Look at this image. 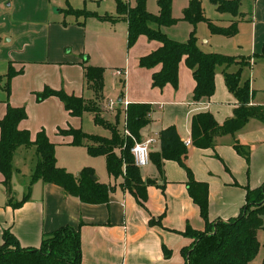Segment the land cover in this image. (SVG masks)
<instances>
[{
	"label": "crops",
	"instance_id": "obj_1",
	"mask_svg": "<svg viewBox=\"0 0 264 264\" xmlns=\"http://www.w3.org/2000/svg\"><path fill=\"white\" fill-rule=\"evenodd\" d=\"M107 5L106 0H0V122L6 116L8 104L24 108L27 119L19 124V129L29 131L32 141L44 131L56 145L57 165L73 175L77 174L75 166H93L86 163L89 158H103L105 163L106 159L90 156L85 146H72L73 138L61 135L59 130L73 128L104 137L98 135L96 128H90L92 124L101 126L96 125L94 113L75 117L58 98L38 102L37 94L48 87L95 100V92L88 87L85 76L87 66L105 69L103 97L98 106L105 120H118L119 124L123 120V127L118 125L121 134L126 129L125 102L151 106L150 123L141 130L140 141L136 142L155 138L151 153L160 151L163 130L175 127L185 144L192 141L196 115L211 113L223 125L235 116L239 106L225 83L224 67L217 68L215 94L196 102V82L185 60L179 66L177 87H154L153 74L161 66L140 67V59L157 51L161 43L141 36L129 49L128 22L122 17L101 21L68 13L70 9L85 10L116 18V1ZM244 13L238 35L229 38L210 32L208 38L197 36L198 45L206 53L250 61L248 67L232 65L228 71L241 70V82L249 81L254 92L249 107L264 114V0H254L250 15L246 17ZM182 19L161 30L169 38L185 42L193 26ZM233 21L228 19L226 26H218L229 27ZM183 23L184 35L177 37L174 27ZM150 26L158 29L155 24ZM10 67L17 74L11 80L8 97L5 87ZM117 71L126 75L117 76ZM109 102H115L113 109ZM110 137L111 133L105 138ZM236 143L250 150L249 161L237 153ZM187 148V164L195 180L209 186L207 220L190 196L186 171L175 161H165L162 171L152 160L140 169L146 186L144 198L123 188V177L116 179L108 174L107 183L98 181L111 189L109 201L91 205L42 180L32 184L37 149L34 145L20 147L12 161L10 191L0 172V247L6 231L27 249L40 248L46 236L69 227L80 234L82 264H185L182 252L194 242L189 232H203L216 221L238 217L247 204L248 190L264 186V116L251 118L234 135L216 138L213 148L200 149L193 144ZM15 175L30 177L28 189L12 192Z\"/></svg>",
	"mask_w": 264,
	"mask_h": 264
},
{
	"label": "trees",
	"instance_id": "obj_2",
	"mask_svg": "<svg viewBox=\"0 0 264 264\" xmlns=\"http://www.w3.org/2000/svg\"><path fill=\"white\" fill-rule=\"evenodd\" d=\"M117 17L85 10H68L69 14L96 17L101 21H117L121 17L128 22V48H132L141 36L161 43V47L152 54L140 59V67L161 69L153 74V86L163 89L167 85L178 86L179 66L185 60L193 72L196 82L194 100L200 102L210 99L216 90L215 76L218 67H224L227 88L238 100L239 106L235 116L219 125L211 113H202L194 117L192 123V144L200 149L213 148L218 137L234 135L248 123L251 118H263V111L249 107L253 90L249 81L241 82V70L230 73L228 68L239 65L240 68L250 66V61L239 57L226 56L219 53H206L198 45L195 27L199 23H207L213 35L235 37L239 33L238 21L229 27H221L204 16L202 1L189 0L183 12V21L190 23L194 30L186 42H178L169 38L162 30L172 27L179 20L173 17L172 0H158L159 13L147 10V0H136L131 7L126 0H115ZM219 13H240L241 0H209ZM242 15V14H241ZM150 24H155L154 29ZM105 69L87 66L85 76L88 87L95 92V100L68 95L63 90L46 88L37 94V101L43 102L50 97L58 98L67 111L75 117L84 113H94V121L111 133L110 138L90 135L82 130L69 128L59 130L64 136L73 138L72 146H85L92 157H105L107 172L111 177H123V188L135 191L139 197L145 196V184L140 168L134 164L131 149L140 141L141 130L150 123L152 108L148 104H129L126 110V129L129 136H124L118 129V120L111 123L101 117L98 101L102 100L104 90ZM17 74L11 67L6 75V91L10 95V83ZM27 119L24 108H14L8 104L6 116L0 122V172L5 177L4 184L11 189L13 175V157L23 146L36 147L37 165L32 175V184L42 180L63 189L68 195L78 198L82 203L98 205L109 201L111 189L94 179L95 172L84 168L79 176H75L57 165L56 145L52 143L44 131L31 140L29 131L19 129V124ZM237 153L247 161L250 150L236 143ZM189 149L182 142L175 127L160 133V151L151 153V160L162 171L165 161L177 162L188 175V190L194 202L200 207L202 217L207 220L209 210V186L195 180L187 164ZM28 197L24 199L27 200ZM264 186L256 190H248L247 204L238 217L229 221H216L207 226L203 232H189L194 238L190 247L183 250L185 264H250L260 249L258 232L264 229ZM4 243L0 247V264H82L80 234L72 228L65 227L46 236L40 248H22L17 238L9 231L4 233ZM45 250H48L46 254ZM264 264V263H263Z\"/></svg>",
	"mask_w": 264,
	"mask_h": 264
},
{
	"label": "rangeland",
	"instance_id": "obj_3",
	"mask_svg": "<svg viewBox=\"0 0 264 264\" xmlns=\"http://www.w3.org/2000/svg\"><path fill=\"white\" fill-rule=\"evenodd\" d=\"M113 1L114 0H106V7H108L107 3L113 2ZM126 1H128L132 6H135L136 5V0H126ZM201 1H202V7H203L204 16L207 19H209L211 22H213L214 24H216V25L226 26L228 19L234 20L233 22L238 21V23H239V20L241 19V16H242L241 15L242 13L247 12L248 14H245L244 13L246 15V17H247V15L248 16L250 15L249 12H251L254 9V0H241L240 13L237 16H234V15H231V13H219L217 11V9H216V6L213 5L209 0H201ZM188 5H189V0H172V13H173V17L175 19H177V20L182 19L183 12L188 7ZM147 10L150 13H153V14L156 15L158 13V10H159V8H158V0H147ZM183 26H184V23L183 24H178L177 26L174 27V30L176 31V34L175 35L177 37L184 35ZM193 30H194V27H193ZM195 30H196V35L198 37L200 36V37L208 38V37L211 36L210 35V31L208 29V26L204 22L199 23L195 27ZM176 41H178V40H176ZM178 42H180V41H178ZM111 85H112V83L110 82L109 87H111ZM86 122H87V120H86ZM119 127L120 128L123 127V120L119 124ZM90 128L91 129L92 128H96L97 131H98V135H101V136H104V137H107L110 134V132L108 130H106L105 128H103V127H95L92 124ZM61 151L64 152L63 155L64 154L66 156L69 155L68 153H66V150H60L59 152H61ZM89 160H90V162H86V163L89 164V165H93V166H88L87 165L84 168H91V169H93L94 172H95V177L94 178H96L100 182L102 181V182L107 183L108 182V172H107L106 163H105L104 159L103 158H99V159H95L96 161H94V159H92V158L90 159L89 158ZM84 168L83 167L80 168V166H75L73 168L74 171H75V173H77V174L74 173L75 176H79L80 173H81V171ZM80 169H82V170H80ZM70 173L73 174V172H70ZM29 182H30V177L29 176H27V177L20 176L18 178L15 175L14 176V181H13V184H12V188H13L12 189V192L13 193H16L15 190H17V193H20V192H22L25 189V187H26V189H28ZM258 241L260 243L259 252H258L256 258L252 262H250V264H263L264 263V229L259 230V232H258ZM45 252H46V254H48L47 253L48 250H45Z\"/></svg>",
	"mask_w": 264,
	"mask_h": 264
},
{
	"label": "built area",
	"instance_id": "obj_4",
	"mask_svg": "<svg viewBox=\"0 0 264 264\" xmlns=\"http://www.w3.org/2000/svg\"><path fill=\"white\" fill-rule=\"evenodd\" d=\"M117 76H125L126 73L123 71H117ZM110 109H113L115 106V102H109L108 104ZM128 108V102H125V109ZM124 136H129V131L125 129ZM155 138H150L144 142H138L131 149V154L134 159V164L138 168H144L151 163V146L156 143ZM192 145V141L185 142L186 147H190Z\"/></svg>",
	"mask_w": 264,
	"mask_h": 264
},
{
	"label": "water",
	"instance_id": "obj_5",
	"mask_svg": "<svg viewBox=\"0 0 264 264\" xmlns=\"http://www.w3.org/2000/svg\"><path fill=\"white\" fill-rule=\"evenodd\" d=\"M94 179H96V178H94Z\"/></svg>",
	"mask_w": 264,
	"mask_h": 264
}]
</instances>
